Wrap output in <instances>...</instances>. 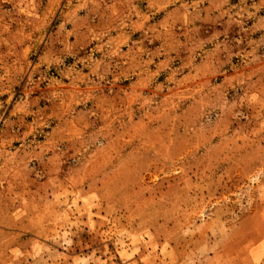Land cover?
<instances>
[{
  "label": "rangeland",
  "instance_id": "1",
  "mask_svg": "<svg viewBox=\"0 0 264 264\" xmlns=\"http://www.w3.org/2000/svg\"><path fill=\"white\" fill-rule=\"evenodd\" d=\"M0 264H264V0H0Z\"/></svg>",
  "mask_w": 264,
  "mask_h": 264
}]
</instances>
